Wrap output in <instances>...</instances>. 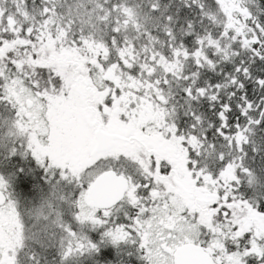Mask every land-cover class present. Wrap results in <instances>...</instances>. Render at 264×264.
I'll list each match as a JSON object with an SVG mask.
<instances>
[{"label":"snow or ice","instance_id":"obj_1","mask_svg":"<svg viewBox=\"0 0 264 264\" xmlns=\"http://www.w3.org/2000/svg\"><path fill=\"white\" fill-rule=\"evenodd\" d=\"M0 264H264V0H0Z\"/></svg>","mask_w":264,"mask_h":264}]
</instances>
